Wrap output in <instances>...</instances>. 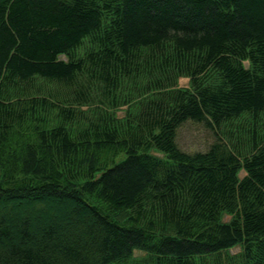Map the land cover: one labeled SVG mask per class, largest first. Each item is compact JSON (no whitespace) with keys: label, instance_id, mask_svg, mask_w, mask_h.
Here are the masks:
<instances>
[{"label":"trees","instance_id":"16d2710c","mask_svg":"<svg viewBox=\"0 0 264 264\" xmlns=\"http://www.w3.org/2000/svg\"><path fill=\"white\" fill-rule=\"evenodd\" d=\"M36 198L0 264H264V0H0V199Z\"/></svg>","mask_w":264,"mask_h":264},{"label":"rangeland","instance_id":"374dc122","mask_svg":"<svg viewBox=\"0 0 264 264\" xmlns=\"http://www.w3.org/2000/svg\"><path fill=\"white\" fill-rule=\"evenodd\" d=\"M177 87L187 88L189 87L188 78H179ZM126 107H121L116 111L117 118H123L125 115ZM215 134L209 130L206 126L201 123H196L193 121H187L183 123L177 130L176 134V143L178 147L186 153H196V152H205L209 147L215 143ZM122 157V156H120ZM119 157V158H120ZM245 175L243 171L239 173V177L242 178ZM45 203L49 210L43 213V216L40 218L41 221L50 220L53 217L63 218L67 207H69L66 201H58L52 199H33L30 202L24 203H13V201L0 199V211L7 209L9 205H13L14 210L23 211L25 208L35 207L37 203ZM224 222L229 221L232 217L228 214H224L222 217ZM38 220V221H40ZM239 247L232 248L230 254H237L239 252ZM135 254H142L139 251H135Z\"/></svg>","mask_w":264,"mask_h":264}]
</instances>
